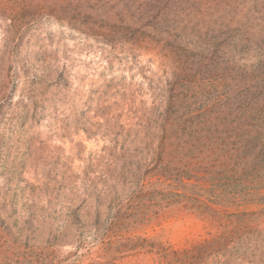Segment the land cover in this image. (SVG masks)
<instances>
[{"label":"rangeland","instance_id":"rangeland-1","mask_svg":"<svg viewBox=\"0 0 264 264\" xmlns=\"http://www.w3.org/2000/svg\"><path fill=\"white\" fill-rule=\"evenodd\" d=\"M179 58L199 102L264 93V0H0V264H264V190L135 192Z\"/></svg>","mask_w":264,"mask_h":264},{"label":"trees","instance_id":"trees-1","mask_svg":"<svg viewBox=\"0 0 264 264\" xmlns=\"http://www.w3.org/2000/svg\"><path fill=\"white\" fill-rule=\"evenodd\" d=\"M205 66L210 65L204 59L179 58L165 91L152 97L140 142L149 159L135 176V192L191 197L189 203L203 218L214 219L229 215L222 208L231 206L225 190L232 184L264 190V93L245 91L248 95L241 99L226 93L199 102L197 91L204 83L194 76ZM121 221L116 214L109 229ZM164 256L168 262L175 259L166 252Z\"/></svg>","mask_w":264,"mask_h":264}]
</instances>
